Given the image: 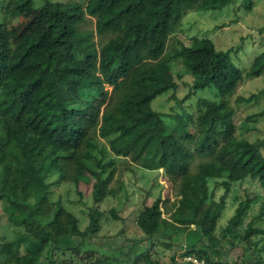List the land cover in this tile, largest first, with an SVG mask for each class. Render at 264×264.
<instances>
[{"label": "trees", "instance_id": "obj_1", "mask_svg": "<svg viewBox=\"0 0 264 264\" xmlns=\"http://www.w3.org/2000/svg\"><path fill=\"white\" fill-rule=\"evenodd\" d=\"M230 1L88 0L83 5L43 0L44 30L16 44L9 41L7 21L0 20V201L7 220L38 244L7 256L4 264H77L74 258L102 225L104 211L96 204L116 195L110 183L119 161L131 170H162L177 189L169 217L163 216L160 194L138 212L136 223L144 234H184V253L209 264H240L220 261L222 242L234 246L239 240L247 245L243 261L264 264L259 255L264 226L255 218L244 224L252 198L241 199L217 233L233 183L250 178L264 190V137L235 135L229 101L245 77L262 73L264 51L246 72L232 63V48L217 49L207 37H194L191 45L181 43L173 54H164L187 10ZM3 8L7 16L35 11L33 0H7ZM88 16L95 18L94 31L82 28ZM95 34L111 36L98 47ZM174 59H181L193 77L188 95L214 87L218 99L200 98L195 119L178 115L169 130L151 102L177 88ZM196 157L204 159L193 169ZM66 178L92 183L95 205L84 229L61 200L49 197L50 186ZM218 187L223 188L219 196ZM110 213L119 218L115 208ZM0 246L8 249L10 243ZM151 249L134 241L125 258L91 264H141V257L154 264ZM170 257L178 264L175 253Z\"/></svg>", "mask_w": 264, "mask_h": 264}, {"label": "rangeland", "instance_id": "obj_2", "mask_svg": "<svg viewBox=\"0 0 264 264\" xmlns=\"http://www.w3.org/2000/svg\"><path fill=\"white\" fill-rule=\"evenodd\" d=\"M51 1H75L85 5L88 0ZM6 2L7 0H0V20L7 21L11 44L31 40L41 34L46 26L39 14L43 0H33L35 11L24 16L5 15L3 7ZM82 28L94 31L95 18L88 16ZM110 36L95 34L97 46L99 47ZM194 37L210 38L217 49L232 48L230 55L232 63L242 71L250 70L254 66L255 57L264 51V0H231L222 7L187 10L176 32L169 37L164 54H173L181 43L191 45ZM171 66L177 88L156 96L151 102L152 108L161 113L169 130L175 126L178 115L190 114L192 119H195L200 98L218 99V92L214 87L198 89L188 95L193 77L186 71L181 59L172 60ZM229 101L234 108L235 135L249 140L264 137V113H262L264 112V70L258 76L245 77L229 95ZM189 129L194 132L196 126L191 124ZM203 159L196 157L192 162V168L195 169L196 164ZM48 179L54 181L56 176H50ZM110 187L116 190V195L109 196L96 204L104 211L101 228L97 235L85 244V251L77 255L74 261L77 264H91L98 258H125L128 252H131L134 241H139L140 246H152L150 256L154 264H171L170 256L174 253L178 256L184 234L173 233L172 238L162 237L156 233L149 236L144 234L136 223L138 212L144 205L150 204L158 194L162 197L160 205L163 216L169 217L174 210L177 189L167 181L163 171H149L137 166L131 170L125 161H119ZM222 193L223 188L218 187L216 195ZM49 197L52 201L61 200L66 208L76 214L81 229L87 226L88 211L95 205L91 182L76 184L70 178H66L50 186ZM246 197L252 198L253 201L244 218V224L255 218L256 223L264 226V190L258 181L248 178L230 186L225 198V208L218 222L217 233L226 225L238 202ZM112 208L116 209L119 218L113 217L110 213ZM169 241H172L171 247L167 246ZM0 242L10 243L8 249L0 246V264H4L9 255L17 256L38 246L26 235L22 227L7 220L2 201H0ZM234 243V246H230L225 241L222 242L223 255L220 261L253 264L252 261H243L244 248L247 245L239 240ZM138 248L136 247V251ZM259 255L264 257V248L259 250ZM139 263L147 264L142 257Z\"/></svg>", "mask_w": 264, "mask_h": 264}, {"label": "built area", "instance_id": "obj_3", "mask_svg": "<svg viewBox=\"0 0 264 264\" xmlns=\"http://www.w3.org/2000/svg\"><path fill=\"white\" fill-rule=\"evenodd\" d=\"M185 246L180 244V249L178 250V256L176 260L178 264H209L204 258H199L195 255L185 254Z\"/></svg>", "mask_w": 264, "mask_h": 264}]
</instances>
